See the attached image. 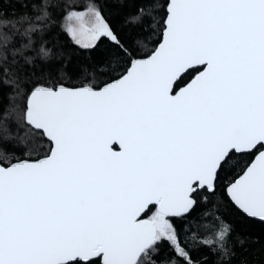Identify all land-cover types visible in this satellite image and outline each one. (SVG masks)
I'll use <instances>...</instances> for the list:
<instances>
[{"label":"snow or ice","instance_id":"1","mask_svg":"<svg viewBox=\"0 0 264 264\" xmlns=\"http://www.w3.org/2000/svg\"><path fill=\"white\" fill-rule=\"evenodd\" d=\"M47 7L44 0L33 5L35 16L0 18L5 59L22 55L47 27ZM144 15L151 11L126 22L147 32L154 25L141 23ZM66 19L76 22L67 30L77 45L94 49L107 38L127 66L102 87L37 82L27 92L17 71L3 67L0 119L19 111L2 104L8 86L10 102L26 100L19 122L50 147L35 160L2 157L0 264H198L173 220L194 211L200 192L215 191L233 152L264 148V0H167L163 38L144 58L94 4ZM15 38L28 43L9 47ZM194 66L204 71L173 94ZM227 192L242 213L264 220V151ZM150 204L157 211L138 219ZM229 232L221 221L216 240L201 243L223 248ZM162 246L169 255L160 258Z\"/></svg>","mask_w":264,"mask_h":264},{"label":"trees","instance_id":"2","mask_svg":"<svg viewBox=\"0 0 264 264\" xmlns=\"http://www.w3.org/2000/svg\"><path fill=\"white\" fill-rule=\"evenodd\" d=\"M42 3L44 0H0V18L15 19L25 13L35 16L38 13L33 5ZM47 4V27L41 33L32 34L31 45L23 49V54L18 53L14 58L8 52L7 59L0 54V81L3 79V67L15 69L25 92L37 82L47 86H84L88 83L101 86L102 82L109 81L127 66L124 58L116 57L117 49L107 38L99 41L94 49L77 45L65 29L68 12L83 10L89 4H94L122 42L131 45L139 58L150 54L161 40L167 0H47ZM141 8L151 11L150 16L141 17V23L154 25L147 32H141L137 24L126 22L129 17L137 15ZM5 31L7 29L0 25V32ZM134 41L140 43L134 44ZM22 42L28 43V39L15 38L9 47L19 48ZM41 47L48 53L47 56L40 51ZM2 52L3 45H0ZM25 58H31V61ZM13 60L15 63H12ZM198 70L188 71L175 83L174 89L185 84ZM10 92L11 87L2 86V104L7 107L12 103L19 111H11L7 119H0V128H6L11 133L10 140L0 139V163L3 165H7L3 156L11 159V162L17 159L35 160L47 153L50 147V142L39 132H30L19 122L18 116L22 115L26 100L24 96H18L14 102H10ZM258 149L240 154L233 152L228 163L219 171L215 191L200 192L194 211L183 220H173L181 229L182 241L188 238L186 246L192 249L193 258L198 264H264V222L242 213L225 193L226 185L244 170ZM154 207L150 206L145 215L156 212ZM221 221L230 226L224 247L219 242L211 246L201 243L208 238L216 240L215 233L220 230ZM183 225L187 227L182 228ZM193 234L195 240L191 239ZM168 255L166 246H162L160 258ZM94 264H100L99 260H95Z\"/></svg>","mask_w":264,"mask_h":264},{"label":"water","instance_id":"3","mask_svg":"<svg viewBox=\"0 0 264 264\" xmlns=\"http://www.w3.org/2000/svg\"><path fill=\"white\" fill-rule=\"evenodd\" d=\"M166 7H167V4H166ZM162 33H163V29H162ZM162 38H163V36L161 35V40H162ZM160 40V41H161ZM159 41V42H160ZM159 44V43H158ZM157 44V45H158ZM148 55H151V53L150 54H148ZM147 55V56H148ZM146 57V56H145ZM139 58H144V57H139ZM195 68H199V70L185 83V84H183L182 86H180V87H178L177 89H174V85H175V83L182 77V76H184L188 71H190V70H186V72L185 73H182L181 74V76L180 77H178L177 78V81H175L174 82V84H173V89H174V93L173 94H176V93H178V92H180L183 88H185L189 83H191V81L195 78V76L197 75V74H199L200 72H202V71H204V68L202 67V66H194V69ZM64 85V84H63ZM65 87H68V88H80V87H82V86H68V85H64ZM101 87H102V85H101ZM46 140H48L47 138H46ZM49 141V140H48ZM116 146V147H115ZM113 150L114 151H120L121 149H120V147H119V145L118 144H114L113 145ZM259 151H264V148H260V149H258L256 152H255V154L253 155V157H252V159H251V161L248 163V165L247 166H249L252 162H253V160L256 158V156L258 155V153H259ZM252 152V151H251ZM235 153H237V152H235ZM246 153H248V152H246ZM237 154H240V153H237ZM41 158V157H40ZM16 162V161H15ZM15 162H12V163H15ZM1 164V163H0ZM4 166H7V165H4ZM247 166L244 168V170L247 168ZM243 170V171H244ZM243 171L235 178V179H237L240 175H242V173H243ZM234 179V180H235ZM233 180V181H234ZM232 181V182H233ZM231 183V182H230ZM229 183V184H230ZM229 184H227L226 185V187H225V193H226V195L228 196V198L230 199V196H229V194H228V192H227V187H228V185ZM230 201H231V199H230ZM232 202V201H231ZM233 203V202H232ZM234 204V203H233ZM235 205V204H234ZM150 206H155V208H156V210L158 209V205H152V204H150L145 210H144V212H142L141 213V215H140V217H138V219H143V220H147V219H145V218H142V216H143V214L145 213V212H147L148 211V209H149V207ZM236 206V205H235ZM237 207V206H236ZM238 208V207H237ZM239 209V208H238ZM240 210V209H239ZM241 211V210H240ZM248 216V215H247ZM251 218H253V217H251ZM253 219H255V220H258V221H261V222H264V220H262L261 218H258V217H256V218H253Z\"/></svg>","mask_w":264,"mask_h":264},{"label":"rangeland","instance_id":"4","mask_svg":"<svg viewBox=\"0 0 264 264\" xmlns=\"http://www.w3.org/2000/svg\"><path fill=\"white\" fill-rule=\"evenodd\" d=\"M85 9L83 10H78L77 12H80V11H84ZM71 12V11H70ZM69 13V12H68ZM68 13L66 14V16L68 15ZM66 16H65V29L66 31L68 32V34L70 35V37L73 39V41L75 42V38L71 36V33L67 30L69 26H74L76 25V22L72 19H66ZM155 213V211L153 213H150V217Z\"/></svg>","mask_w":264,"mask_h":264},{"label":"flooded vegetation","instance_id":"5","mask_svg":"<svg viewBox=\"0 0 264 264\" xmlns=\"http://www.w3.org/2000/svg\"><path fill=\"white\" fill-rule=\"evenodd\" d=\"M155 208V207H154ZM156 209V208H155ZM157 211V210H156ZM146 213V212H145ZM145 213L143 214L142 218H145V219H149L150 218V214H146Z\"/></svg>","mask_w":264,"mask_h":264}]
</instances>
